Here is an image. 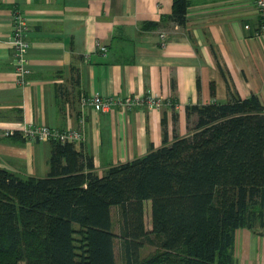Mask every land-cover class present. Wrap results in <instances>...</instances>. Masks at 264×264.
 <instances>
[{
  "label": "crops",
  "instance_id": "crops-1",
  "mask_svg": "<svg viewBox=\"0 0 264 264\" xmlns=\"http://www.w3.org/2000/svg\"><path fill=\"white\" fill-rule=\"evenodd\" d=\"M172 5L0 0V165L23 177L49 173L52 143L8 131L27 123L80 129L74 146L92 157L101 175L150 145L161 146L164 126L170 141L174 131L185 136L187 105L251 94L264 105V39L255 35L254 0H189L183 25L167 19ZM15 10L29 25L24 82L17 80L8 44ZM148 22L158 25L145 28ZM93 94L151 96L160 104L98 111L82 104ZM234 259L264 264V234L237 229Z\"/></svg>",
  "mask_w": 264,
  "mask_h": 264
},
{
  "label": "trees",
  "instance_id": "trees-1",
  "mask_svg": "<svg viewBox=\"0 0 264 264\" xmlns=\"http://www.w3.org/2000/svg\"><path fill=\"white\" fill-rule=\"evenodd\" d=\"M188 6L173 0L167 19L183 25ZM186 116L185 136L170 141L164 126L161 146L101 175L56 140L44 177L0 165V264H117V238L123 264H234L236 230L264 234V105L231 96L187 105ZM146 244L156 249L142 255Z\"/></svg>",
  "mask_w": 264,
  "mask_h": 264
},
{
  "label": "built area",
  "instance_id": "built-area-1",
  "mask_svg": "<svg viewBox=\"0 0 264 264\" xmlns=\"http://www.w3.org/2000/svg\"><path fill=\"white\" fill-rule=\"evenodd\" d=\"M254 6L258 14V27L255 33L256 36L264 39V0H254ZM247 27V25H246ZM29 31V25L25 16L15 10L12 14L11 34L8 40V44L14 51L15 55V74L17 80L24 82L25 74L28 72L27 64V52L29 43L26 38ZM162 33L160 37H164ZM101 50H105V47H101ZM82 104L93 107L98 111L111 110L116 105L122 108H129L133 105L147 104L150 107L158 106L159 100L151 96H126L122 99H115L111 96H102L99 94H93L89 97L82 99ZM18 130L26 138L37 140H56L61 143L65 142H78L82 140V131L80 129H58L45 125H35L31 123L23 124L18 128H10L8 131Z\"/></svg>",
  "mask_w": 264,
  "mask_h": 264
},
{
  "label": "rangeland",
  "instance_id": "rangeland-1",
  "mask_svg": "<svg viewBox=\"0 0 264 264\" xmlns=\"http://www.w3.org/2000/svg\"><path fill=\"white\" fill-rule=\"evenodd\" d=\"M113 221L115 224V231L118 232V216H117V208L113 209ZM144 223L145 228L147 230L151 229V202L150 200H146L144 202ZM153 236V235H152ZM121 241L119 238L115 241V254H116V263L123 264V258L121 253ZM156 249V245L154 244H146L142 249V255H147L153 252ZM22 264V263H20Z\"/></svg>",
  "mask_w": 264,
  "mask_h": 264
}]
</instances>
